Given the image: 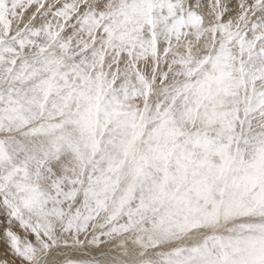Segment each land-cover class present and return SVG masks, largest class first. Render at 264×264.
Returning <instances> with one entry per match:
<instances>
[{"label":"snow or ice","instance_id":"snow-or-ice-1","mask_svg":"<svg viewBox=\"0 0 264 264\" xmlns=\"http://www.w3.org/2000/svg\"><path fill=\"white\" fill-rule=\"evenodd\" d=\"M0 264H264V0H0Z\"/></svg>","mask_w":264,"mask_h":264}]
</instances>
